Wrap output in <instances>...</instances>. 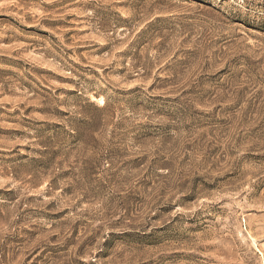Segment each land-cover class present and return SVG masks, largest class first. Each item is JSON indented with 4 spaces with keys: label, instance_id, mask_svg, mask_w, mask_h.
I'll return each instance as SVG.
<instances>
[{
    "label": "rangeland",
    "instance_id": "374dc122",
    "mask_svg": "<svg viewBox=\"0 0 264 264\" xmlns=\"http://www.w3.org/2000/svg\"><path fill=\"white\" fill-rule=\"evenodd\" d=\"M0 264H264V0H0Z\"/></svg>",
    "mask_w": 264,
    "mask_h": 264
}]
</instances>
